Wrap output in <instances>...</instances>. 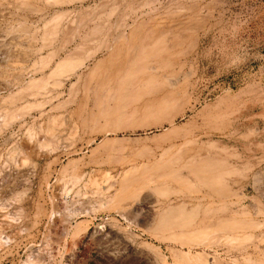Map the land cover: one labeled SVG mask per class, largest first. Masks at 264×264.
<instances>
[{
	"label": "rangeland",
	"instance_id": "1",
	"mask_svg": "<svg viewBox=\"0 0 264 264\" xmlns=\"http://www.w3.org/2000/svg\"><path fill=\"white\" fill-rule=\"evenodd\" d=\"M102 1L49 4L30 0L26 7L18 0H0V111L5 95L34 74L33 64L50 51L38 52L35 32L57 14L69 19L85 9L92 12ZM117 2L131 8L123 17L118 13L128 26L167 16L185 21L186 27L176 29L177 56L167 59L184 87L183 99L177 98L176 106L170 103L164 110H149L163 119L166 131L126 118L116 122L114 117L107 140L103 143L100 137L88 146L80 137L82 129L73 131L78 116L72 111L79 102L57 107L70 99L71 86L78 79L50 86L40 98L47 101L42 109L32 110L0 133V264L38 260L40 264H264V0ZM80 41L66 42L65 52L58 57ZM103 55L98 52L85 68L94 60L101 61ZM149 62L153 67L157 63L155 59ZM141 77L133 75L135 84L128 89L117 88L106 110L120 111L126 117L148 98H168L165 88L146 96ZM88 96L82 117L90 120L97 113V102L105 99L104 92L93 90ZM106 119L101 118L102 124ZM54 120L62 123L55 136L63 145L62 164L53 162L54 158L38 162L35 169L23 163L24 155L18 150L26 144L29 128L34 124L52 127ZM172 120L176 122L173 127ZM43 137L54 139L41 133L28 143L34 145ZM67 144L73 149L70 157L64 153ZM163 162L149 183L158 176L169 177L171 193L144 188L124 201L121 209H100L87 227L68 226L60 218L50 228L45 218L14 217L22 205L32 213L40 202L49 208L54 189L60 185L58 173L69 163V173L76 169L87 182L101 172L118 179L129 170L146 172ZM203 162L214 186L206 185L202 174L194 171ZM177 181L192 190H183ZM58 206L62 213L63 198ZM172 211L179 217L162 219L167 223L158 227L161 215Z\"/></svg>",
	"mask_w": 264,
	"mask_h": 264
},
{
	"label": "bare ground",
	"instance_id": "2",
	"mask_svg": "<svg viewBox=\"0 0 264 264\" xmlns=\"http://www.w3.org/2000/svg\"><path fill=\"white\" fill-rule=\"evenodd\" d=\"M18 1L21 6L27 7V2L30 0ZM45 1L49 4H71L76 0ZM128 8L130 7H124L117 0H105L96 5L94 9L92 8V12L91 9H85L79 11L74 17H68L69 19L57 14L45 26L38 29L35 32V42L40 47L37 48L38 52L46 48H49L50 51L45 56L40 55L33 64L34 74L29 76L22 85L15 86L10 94L3 98L2 105L4 108L0 111V133L13 127L16 122L22 120L32 110L42 109L47 101L40 98L48 88L52 85L61 84L72 77H76L78 82L71 86V97L68 101L59 103L57 107L62 108L68 104L79 102L78 108L72 111L78 116L77 122L73 124V131H76L77 127L81 128L83 136L80 137L86 139L88 146L96 143L100 137H102L103 143L107 140L111 128L110 119L114 117H116V122L126 118L130 121L136 120L138 123H149L155 129L166 131L165 124L161 122L163 119L156 114L151 115L152 112L149 110L160 107L164 110L165 106L170 105V103L176 106L177 98L183 99L181 96L184 93L182 91L184 87H181V80L177 76V72L172 69V63H169L167 59L177 56L176 29L177 27H186V23L183 20L177 21V18L173 16H167L155 20V22L145 23L142 21L137 22L134 26H128L124 19L118 17L120 11L123 17ZM79 38H81L80 43H75L74 48L70 49L64 57H58L61 52H65L66 42H69L70 45ZM57 49L59 50L58 53ZM98 52H103V59L101 61L94 60L95 63L92 66L85 68V63L89 59L95 58ZM56 57L59 58L58 61H56ZM150 59L157 61L154 67L151 66ZM96 61L98 62L96 63ZM128 66H131L130 69L125 70ZM38 74L41 75L40 78H38ZM135 74L142 75L140 81L145 84L143 88L146 96H153L165 88V91L168 92V98L162 97L157 101L155 97L148 98L145 102L140 103L142 105L139 108L128 111L126 117H121L123 114L120 111L106 110V106L108 108L111 106L117 88L128 89L131 83L135 84V78H133ZM120 76L121 78H119ZM92 90L96 94L104 92L102 99H105V102L103 100L97 102V113L88 120V118L82 117V112L85 102L89 98L88 94ZM81 92L84 93L83 96L79 95ZM80 97L83 98L80 99ZM102 117L108 118L106 119L107 123L102 124ZM175 123V120H172L171 127ZM36 125L38 124L29 128L26 133V144L20 145L18 150V154L24 155L23 163L31 164L35 169L38 162L54 158L53 162L62 164V159L59 157L61 153L59 152L63 145L55 138L61 130L62 123L54 120L53 126L48 128H38ZM41 133L49 134L54 139L50 138L51 140H49L43 137V139L39 138L34 145H29L28 141ZM68 145L64 147V153L70 157L73 149L70 145L67 147ZM69 166H72V163H69L67 167L62 166L58 173L57 181L60 185L54 189L49 208L40 202L32 213L26 205H22L16 208L14 217L29 218L33 221H40L45 218L50 228L60 218L68 226L78 224V227H84V225L93 224L100 209L107 211L121 209L124 201L134 197L144 188H153L152 190H156L158 194L162 195L171 193L172 189L173 180L171 181L169 177L158 176L160 179L149 183L151 177L162 170L164 162L156 164L146 172L138 169L129 170L118 179L108 171L101 172L92 176L87 182L83 181L82 175L76 169H71V173H69ZM208 170L209 167L204 162L194 167L196 173L202 174L206 185L214 186L212 185L214 182L210 180L208 175ZM178 184L182 186L183 190H192L191 186L184 182H178ZM62 198L65 210L61 213L58 203ZM176 216L179 217L178 212L163 213L157 226L160 227L167 223L161 222L162 219L169 221ZM14 220L16 221V219ZM102 232L104 231L102 230ZM31 264L40 263L38 260Z\"/></svg>",
	"mask_w": 264,
	"mask_h": 264
}]
</instances>
